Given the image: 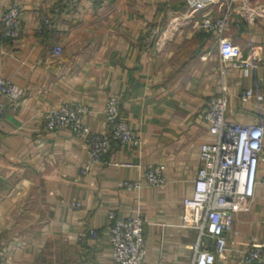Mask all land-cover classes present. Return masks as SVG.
<instances>
[{
  "label": "crops",
  "instance_id": "crops-1",
  "mask_svg": "<svg viewBox=\"0 0 264 264\" xmlns=\"http://www.w3.org/2000/svg\"><path fill=\"white\" fill-rule=\"evenodd\" d=\"M61 1L0 0V17L12 2L22 7L18 38L0 35V77L23 94L16 109L3 100L0 122V264H112L109 212L142 218L145 264H189L197 233L181 227L180 216L200 167L199 148L211 141L203 120L208 102L224 84L228 122L252 124L263 116L254 95H264V0L230 4L224 36L244 56L252 51L257 66L247 76L233 69L223 80L216 36L196 28L206 13L224 14L221 6L193 12L187 0H79L71 10ZM43 18L54 27L37 33ZM246 91L254 95L243 103ZM109 96L119 99L120 118L141 144L113 143L81 176L85 145L66 130L45 131L43 115L78 103L91 131L109 133ZM151 166H160L163 186L119 187ZM262 177L251 201L237 199L236 235H226L228 250L217 264H240L252 240L262 245L253 264H264ZM89 230L97 237L80 240Z\"/></svg>",
  "mask_w": 264,
  "mask_h": 264
},
{
  "label": "built area",
  "instance_id": "built-area-1",
  "mask_svg": "<svg viewBox=\"0 0 264 264\" xmlns=\"http://www.w3.org/2000/svg\"><path fill=\"white\" fill-rule=\"evenodd\" d=\"M234 0H187L193 12H199L210 6H221L225 10L220 17L212 19L209 13L196 24V28L216 36L217 52L220 62L221 80L233 69L243 76L256 68L257 60L253 52L244 56L240 48L224 36V30L230 16V4ZM68 9H75L79 0H62ZM22 7L12 2L0 17V35L7 41L18 38ZM54 23L50 18H43L37 27V33L51 30ZM147 38L145 44H149ZM61 48L53 49L54 56H60ZM22 91L12 81L0 77V122L5 116L4 99H9L16 109L22 98ZM252 91H246L241 101L246 103L253 97ZM228 92L224 84L219 92L210 98L203 115L208 126L210 142L199 148L200 167L193 182L191 194L182 201L181 227L195 230L197 239L189 264H217V258L228 250L227 234L233 231V218L237 212L236 201L242 197L251 201L259 179L264 178V95H254L261 104L263 116L252 124L228 122ZM88 115L86 108L78 103L61 104L51 108L43 115L44 130L47 132L68 131L81 141L87 150L86 165L79 174L86 176L91 167L102 162L113 143L139 148L141 141L138 134L130 129L127 122L120 118V102L116 96H109L105 103V123L109 133H95L85 124ZM130 167L129 165H118ZM166 183L160 166L147 168L134 182H121L120 188L139 191L143 186L159 188ZM75 203L72 208H78ZM111 222L109 228V255L112 264H145L146 248L144 239V221L138 215L129 218H117L114 212L107 216ZM97 237L94 230L80 233L79 239ZM2 248L0 244V254ZM262 259V245L252 240L248 248L240 255V264H253Z\"/></svg>",
  "mask_w": 264,
  "mask_h": 264
}]
</instances>
